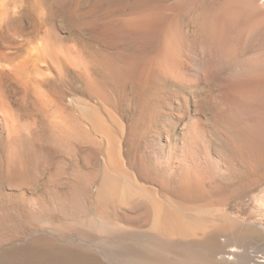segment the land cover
Returning a JSON list of instances; mask_svg holds the SVG:
<instances>
[{"label":"rangeland","instance_id":"374dc122","mask_svg":"<svg viewBox=\"0 0 264 264\" xmlns=\"http://www.w3.org/2000/svg\"><path fill=\"white\" fill-rule=\"evenodd\" d=\"M50 37L67 75L2 81L0 264H264V0H0V55Z\"/></svg>","mask_w":264,"mask_h":264},{"label":"bare ground","instance_id":"6f19581e","mask_svg":"<svg viewBox=\"0 0 264 264\" xmlns=\"http://www.w3.org/2000/svg\"><path fill=\"white\" fill-rule=\"evenodd\" d=\"M39 25V24H38ZM15 26V25H14ZM13 27V26H12ZM232 28V27H231ZM228 29H230V28H228ZM233 29V31H234V29L235 30H237L236 29V25H234V28H232ZM239 29V28H238ZM230 31H231V29H230ZM230 31H227V33H229ZM238 31V30H237ZM241 31V28L239 29V31L237 32V33H239ZM53 35V34H52ZM58 36V35H57ZM57 38V37H56ZM55 37H50V39H47V41L45 40L44 42L45 43H41V45L42 46H39V47H37L38 49H36V50H32V51H30L29 53H27V55L25 56L24 55V53H21V51H17V53H15V54H13V55H10V54H1L0 55V60L1 61H3L4 63H7V67L6 66H1L0 65V93L2 92V88L4 87L3 85V83H2V81H3V77L4 76H10V77H14V78H16V79H18L19 81H21V82H24L27 86H29L30 88L31 87H34L33 89H36V88H38L39 87V84H41V82H42V80H40L39 79V77H47V76H49V75H51L50 73L48 74L47 73V71L49 70H51L52 72H54V73H56V75H67L69 72H70V70H71V68L72 67H74V66H72L73 64H74V60H73V56H72V54H71V52L68 50V49H66V48H63L62 47V45H61V43L58 41V39H56ZM45 39V38H44ZM221 39V38H220ZM225 39H227V37L226 38H222V40L219 42V44H218V51H217V53H219L220 55H218L219 57V59H218V61H219V64L221 65V69H223L225 66H226V59H225V51H226V47H225V43H226V41H225ZM75 59V58H74ZM260 59V58H259ZM261 60V62H262V65H261V68L259 67V69H261L260 71H262L263 72V74H261V75H263V77H264V56L260 59ZM0 61V62H1ZM228 61V60H227ZM251 61V60H250ZM44 64H47L48 66L47 67H49V69H46L43 65ZM6 65V64H5ZM255 65H257V63H255ZM252 66V65H251ZM6 67V68H5ZM249 67V66H248ZM253 67V66H252ZM3 68H5V70L3 69ZM226 68V67H225ZM224 68V69H225ZM255 68V67H254ZM228 69V68H227ZM249 69H250V67H249ZM248 68H247V70H249ZM252 70H254V69H252ZM251 70V71H252ZM255 70H256V68H255ZM258 70V69H257ZM259 71V72H260ZM51 72V73H52ZM262 72H260V73H262ZM53 75V74H52ZM68 79V78H67ZM17 80V81H18ZM264 80H262V82H263ZM42 91V90H41ZM43 92V91H42ZM2 94V93H1ZM42 98V97H41ZM0 106H1V104H0ZM1 115V114H0ZM3 115H5V114H3ZM7 122V119L3 116V117H1L0 116V131H2V130H4L5 129V127H6V125H5V123ZM112 144V143H111ZM1 175V174H0ZM150 179V178H149ZM114 183V182H113ZM115 184V183H114ZM146 184V183H145ZM108 185V184H107ZM116 186V185H115ZM112 188V187H111ZM115 192V191H114ZM147 193V192H146ZM149 194V193H148ZM107 196V195H106ZM117 196V195H116ZM139 199V198H138ZM137 200V199H136ZM138 201V200H137ZM143 201H141V203H142ZM264 202V201H263ZM149 203V202H148ZM138 205V204H137ZM145 205V204H144ZM150 205V204H149ZM261 205L264 207V203H261ZM139 207L141 206V204L140 205H138ZM143 206V205H142ZM138 207V209H140ZM150 207V206H149ZM156 207H159L158 205H156ZM160 207H162V206H160ZM137 208V207H136ZM154 208V207H153ZM145 209V208H144ZM149 209V208H148ZM158 209V208H157ZM143 211V210H142ZM146 212H148V211H146ZM154 212V211H153ZM148 213H150V212H148ZM169 214V213H168ZM161 216V215H160ZM158 217V216H157ZM163 217V216H162ZM184 217V216H183ZM163 218H165V217H163ZM187 219V218H186ZM164 220V219H163ZM158 221V220H157ZM165 223L170 227V228H172V229H174L175 231H180L181 233L183 232V231H187V232H190V233H194L195 234V231H196V226H194V225H190L187 221H185L183 218H181V217H178V218H167V219H165ZM193 222V221H192ZM196 222V221H195ZM205 222V221H204ZM199 223V222H198ZM162 224H164V223H162ZM198 225V224H197ZM230 225V224H229ZM200 226H201V224H200ZM218 229H219V227H217ZM221 228V227H220ZM171 229V230H172ZM223 229V228H222ZM174 230H172V231H174ZM200 230V229H199ZM168 231V230H167ZM174 231V232H175ZM204 231V230H203ZM225 233L224 234H226V233H228V231L226 232V230H223ZM179 232V233H180ZM212 232V231H211ZM209 233V234H207V235H203V237H205V240H203V237H202V240H203V242L204 241H206L205 243L207 244V245H212L213 246V244H215L216 245V243H217V240H218V243H219V240L220 239H218L219 237H221L220 236V234H221V232H222V230L220 231V229L219 230H215V228H214V231L212 232V233ZM252 232V231H251ZM168 233V232H167ZM180 233V234H181ZM203 233V232H202ZM205 233V232H204ZM171 234H173L172 232H171ZM177 234V233H176ZM179 234V238H180V235ZM185 234V233H184ZM197 234V233H196ZM162 236V235H161ZM171 236V235H170ZM176 236V235H175ZM196 236V235H195ZM184 237V236H183ZM193 238H194V236H192ZM196 237H199V234H198V236H196ZM177 238H178V236H177ZM184 238H188V237H184ZM170 239V238H169ZM176 239V238H175ZM174 239V240H175ZM182 239V238H181ZM196 239V238H195ZM171 240V239H170ZM177 240V239H176ZM175 240V241H176ZM183 240V239H182ZM182 240H180V241H182ZM200 240H201V238H200ZM202 240L201 241H194V243H195V245L196 246H198L196 243H199V242H202ZM174 241V242H175ZM187 241H188V239H187ZM192 241H193V239H192ZM179 242V241H178ZM186 242V241H185ZM204 243V244H205ZM176 244V243H175ZM189 244V243H188ZM192 244V246H193V243H191ZM182 245V244H181ZM185 245V244H184ZM187 245V244H186ZM199 245H203V243L202 244H200L199 243ZM206 245V246H207ZM214 245V246H215ZM205 246V245H204ZM206 246H205V248H206ZM213 246V247H214ZM216 247V246H215ZM214 247V248H215ZM217 247H219V246H217ZM215 248V249H217L216 251H218V248ZM236 247V246H235ZM208 249H210V247H207ZM214 248H212V250H214ZM220 249V248H219ZM222 251V250H221ZM220 251V252H221ZM224 251V250H223ZM219 252V251H218ZM212 253V252H211ZM214 253V252H213ZM225 253V252H224ZM224 253H222V254H224ZM221 254V255H222ZM214 255V254H213ZM228 255V258H230L231 259V257L233 258V260L231 259V261H236V260H234V259H236L239 255H240V253H239V249L238 248H235V249H231L229 252H226L225 253V256H227ZM181 256V255H180ZM215 256V255H214ZM224 256V255H223ZM176 257V256H175ZM240 257V256H239ZM146 258V257H145ZM150 258V257H149ZM156 259V258H155ZM173 259V258H172ZM226 259H227V257H226ZM151 260V259H150ZM159 260V259H158ZM229 260V259H228ZM240 260V259H239ZM149 261V260H148ZM170 261V260H169ZM147 263V262H146ZM149 263V262H148ZM236 263V262H235ZM150 264V263H149Z\"/></svg>","mask_w":264,"mask_h":264}]
</instances>
